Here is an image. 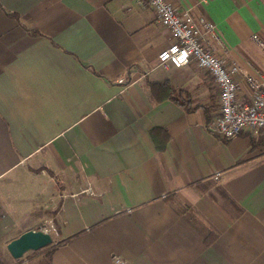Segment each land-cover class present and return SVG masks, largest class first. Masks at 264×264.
Returning <instances> with one entry per match:
<instances>
[{
	"label": "crops",
	"instance_id": "1",
	"mask_svg": "<svg viewBox=\"0 0 264 264\" xmlns=\"http://www.w3.org/2000/svg\"><path fill=\"white\" fill-rule=\"evenodd\" d=\"M207 1L174 0L264 72V0ZM174 41L133 0H0V236L47 224L52 264H264V137L209 129L218 91L195 63H160Z\"/></svg>",
	"mask_w": 264,
	"mask_h": 264
},
{
	"label": "built area",
	"instance_id": "2",
	"mask_svg": "<svg viewBox=\"0 0 264 264\" xmlns=\"http://www.w3.org/2000/svg\"><path fill=\"white\" fill-rule=\"evenodd\" d=\"M142 6L149 5L158 21L173 34L175 41L159 54L165 66L182 67L195 63L205 70L219 94V109L209 129L225 139L235 137L249 129L256 137H264V72L244 71L235 61H228L215 51L221 44L216 24L206 17H195L191 11H179L174 0H133ZM254 41L264 49L262 38L254 34ZM242 73L250 89V100L242 99V85L236 75ZM124 83L125 79L120 78ZM216 173L215 178H219ZM37 229L49 231L47 224ZM21 259V258H20ZM116 264H129L118 255L113 256Z\"/></svg>",
	"mask_w": 264,
	"mask_h": 264
},
{
	"label": "trees",
	"instance_id": "3",
	"mask_svg": "<svg viewBox=\"0 0 264 264\" xmlns=\"http://www.w3.org/2000/svg\"><path fill=\"white\" fill-rule=\"evenodd\" d=\"M152 92L154 95L157 96V100L162 101L166 98L172 99L176 101L180 106L184 107L186 110L191 111L194 109V107H191L192 100L190 97H182V93L179 92L178 94L176 93L175 88L168 84V83H163V84H158L155 83L152 85ZM162 136V137H161ZM152 137L154 141L157 144V147L161 150H163L166 147L167 140L169 138V134L167 130L163 128H155L152 130ZM161 139V141H159ZM52 254L53 250H49L45 255H44V261L43 264H52ZM0 264H7L4 260L0 258Z\"/></svg>",
	"mask_w": 264,
	"mask_h": 264
},
{
	"label": "water",
	"instance_id": "4",
	"mask_svg": "<svg viewBox=\"0 0 264 264\" xmlns=\"http://www.w3.org/2000/svg\"><path fill=\"white\" fill-rule=\"evenodd\" d=\"M52 242L53 236L49 231L29 229L12 239L7 247L13 258L20 259L27 252L43 249Z\"/></svg>",
	"mask_w": 264,
	"mask_h": 264
},
{
	"label": "rangeland",
	"instance_id": "5",
	"mask_svg": "<svg viewBox=\"0 0 264 264\" xmlns=\"http://www.w3.org/2000/svg\"><path fill=\"white\" fill-rule=\"evenodd\" d=\"M218 1H220V0H208L207 3H208L209 7H211V6L215 7ZM229 11H231L230 7H229ZM214 20H216V19L214 18ZM220 28H221L220 26L216 25L218 36L224 42L225 36L222 33V31L220 30ZM250 43H252V42H250ZM14 232L15 231H12L11 234L0 236V258L2 260H4L7 264L8 263H10V264H43V262H45L43 260L44 255L50 250V245L43 248V249H40V250L29 251L21 259H15V258L9 256L10 252L8 250V247H7L8 244L5 245L3 240H5L6 238H13V239L17 238L19 235L18 236L13 235L12 233H14ZM13 236H16V237H13Z\"/></svg>",
	"mask_w": 264,
	"mask_h": 264
}]
</instances>
